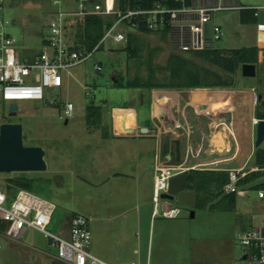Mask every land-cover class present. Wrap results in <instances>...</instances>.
Returning a JSON list of instances; mask_svg holds the SVG:
<instances>
[{"label": "rangeland", "instance_id": "rangeland-1", "mask_svg": "<svg viewBox=\"0 0 264 264\" xmlns=\"http://www.w3.org/2000/svg\"><path fill=\"white\" fill-rule=\"evenodd\" d=\"M58 9L59 6L54 5L52 0H7L3 15L8 21L7 30L16 39V47L22 58L33 59L44 50L43 40L49 33L48 23ZM237 13L238 10L213 13L214 22L222 31V37L215 42V47L231 49L252 43L250 36H242L243 30L247 32L248 28L245 29L239 22L230 21L232 15ZM73 18L66 20V38L70 43L76 34V21ZM226 19H230V23H225ZM136 35L139 49L137 56L133 57L120 48L126 42L120 45L109 42L103 49L94 50L84 62L70 68L69 73L63 72V86L46 89L47 99L54 104H46L45 100L19 101L17 113L10 115L8 102L0 100V124L20 123L24 144L42 146L46 151L48 164L47 169L42 171L0 172V188L5 187L6 179L16 173L31 178V192L56 206L52 221L47 227L52 232H58L67 211L90 217V251L112 264L133 260L140 261L141 264H256L243 259L239 240L241 231L256 222L253 216L258 219L259 214L264 212V202L254 190L243 197L236 195L232 205L218 207L214 202L212 207L210 204L205 209L191 208L175 199L172 203L178 208L176 214L163 216V206L160 205L158 214L150 219L154 203L151 201L149 207L142 208V195L134 191L135 188L139 189L140 182H136V185L129 176H124L113 177L109 183L99 188L90 184L95 167L90 160L99 146L110 145V140L104 139L103 133L108 126L114 124V111L116 130L118 124H125L126 112L121 108L129 109L131 123H134L136 114L141 118L140 122L146 125L163 123L166 129L173 126V117L180 120L184 127L185 121H188L192 130L194 155L199 153L197 156L190 154L186 164L188 166L234 156L236 149L231 131L227 125H223V122L229 123L232 117L240 151L234 159L219 162L216 166H240L251 153L250 119L257 111L260 101L254 108L250 87L255 86L258 93L264 94V51L258 52L256 75L243 76L239 69L231 76L234 83L229 87L175 89L127 86V83L138 84L147 79L151 71L154 73L152 79L167 80L166 65L169 55L186 54L175 47L169 33L153 31L137 32ZM196 61L198 65L220 71L227 76L206 61ZM98 64L103 67L100 71L96 68ZM115 79H120L123 87H116ZM86 86L90 90L87 91ZM233 97L227 103L233 106V116L221 112L224 105L205 107L209 110L204 113L197 110L202 101H212L215 104L218 99ZM159 98L163 99L159 101ZM167 98H179L180 106L172 102L166 106L168 102L164 104V101ZM189 98L194 106L186 107L183 114L184 101ZM67 102L74 105L73 115L68 120L61 118ZM91 104L102 106L103 117L99 127L89 128L86 123L87 107ZM158 108L162 115L160 121L156 118L158 114L154 113ZM223 127L226 130L228 128L229 151V147H221L223 142L220 146L211 144L213 135ZM176 132L180 155L184 158L187 152V134L183 128H177ZM163 141L166 143L167 138H163ZM117 159L115 162L123 165L134 163L132 156L119 155ZM13 199L14 193L9 194L6 206H10ZM192 210L195 212L194 216H191ZM141 215L142 221L138 224L136 219ZM18 239L20 242L12 247L9 240L0 235V264H67L54 257L57 249L51 245L45 233L31 228L27 233L22 232Z\"/></svg>", "mask_w": 264, "mask_h": 264}, {"label": "built area", "instance_id": "built-area-1", "mask_svg": "<svg viewBox=\"0 0 264 264\" xmlns=\"http://www.w3.org/2000/svg\"><path fill=\"white\" fill-rule=\"evenodd\" d=\"M115 1L52 0V3L59 6V9L54 12L48 23L49 33L43 40L44 50L38 56L29 60L22 58L18 53L16 39L8 32V21L5 20L3 15L7 0H0V100L7 101L9 105L13 102L18 104L19 101L24 100H45L47 98V88L57 89L63 86V72L67 71L69 73L70 68L87 60L100 44L105 45L109 42L123 44L127 41L128 29H137L141 22H145L147 27L153 31L169 27L168 33L172 35L173 44L182 52L187 53L214 48L215 42L222 37V31L214 25L212 37L207 38L205 24L212 20L213 13L217 10L242 8L240 5H224L222 3L216 5L191 4L170 8L163 6L161 0H156L154 6L150 9L129 8L123 11L115 8ZM261 10H264V6L257 8L256 15L258 17ZM112 14L116 16L115 21L105 30L103 37L92 52L72 48L66 38V20L69 17ZM256 28L259 32H264V22L258 21ZM96 68L101 69V66L97 65ZM250 89L252 105L256 108L260 101V95L254 87ZM86 90H90V87L86 86ZM170 102V99L167 98L166 106H169ZM186 107L187 105L183 108V114ZM73 111V103L67 102L64 115L61 118L68 120L73 115ZM226 111L233 116L232 109ZM221 112H223V109ZM156 118L160 121L161 117L157 115ZM184 118L186 120V117ZM261 119L255 114L250 119L252 149L244 163L239 167H218L216 164L234 159L240 151L233 117L228 128L231 131V138L236 149L234 156L190 166L186 164L190 154L194 155L193 140L191 138L192 130L188 121H185L186 127H184L180 120L173 117L172 128H183L187 134V152L180 162H169L160 152L155 155L152 198L154 214H158L162 200L169 202L167 199H162L161 194L169 191L170 178L183 171L199 167L228 172L229 180L223 186L224 193H236V195L243 197L249 191L254 190L257 197L264 202V187L254 189L238 186L240 179L251 171L259 169V167L249 163L256 147V126ZM157 125L154 123L153 126L159 129ZM229 150H231L230 147L227 151ZM207 164H214L215 166L209 167ZM8 196L9 192L4 187L0 188V235L7 238L11 244L17 245L20 242L19 235L25 229L32 228L48 236L51 245L57 249L55 258L61 262L67 264H112L90 251L92 233L89 217L79 213L72 214L68 234L63 235L59 232H52L47 228L56 209L54 203L24 188H20L14 193V199L10 206H6ZM177 211L178 208H167L162 210V214L173 216ZM253 219H256V222L244 228L239 236L242 254L247 260L256 264H264V212L259 214L258 219L255 216H253ZM122 264H141V262L133 260Z\"/></svg>", "mask_w": 264, "mask_h": 264}, {"label": "trees", "instance_id": "trees-1", "mask_svg": "<svg viewBox=\"0 0 264 264\" xmlns=\"http://www.w3.org/2000/svg\"><path fill=\"white\" fill-rule=\"evenodd\" d=\"M11 1L12 0H10V2ZM155 1L156 0H116L115 8L123 11L129 8L150 9L154 6ZM161 3L166 7L178 8L184 5H191L192 1L161 0ZM251 12L254 15L256 10L252 9ZM115 18L116 16L114 14L74 17L73 19L76 21V34H74L73 42H69L72 48L85 52H92L103 37L105 30L113 24ZM72 23L70 24L73 25ZM169 30V27H166L157 31L166 34ZM137 32L150 33L153 32V30L149 29L145 22H141L137 29H128L125 46L120 48L125 49L127 53L133 57L137 56L139 53L137 46ZM103 48L104 45L100 44L97 47V50ZM195 58L206 61L219 68L225 72L227 76L223 75L220 71H213L208 67L198 65ZM257 59L258 48L256 46L233 49L214 47L199 51H191L186 54L171 53L166 65L168 69L167 80L159 81L152 79L154 78V73L151 71L147 79L143 81L138 80V84L132 82L127 83V86L134 85L149 88L168 87L175 89L229 87L234 83L231 76L236 74L244 63H254L257 65ZM98 65L101 66V69L97 70H102V65ZM114 84L116 87H123L120 79H115ZM255 115L259 118H264V98L260 100ZM102 117L103 113L101 105L91 104L87 107L86 123L89 128L90 126L99 127L102 124ZM250 162H252L251 165L257 166L259 169L251 171L244 178L240 179L238 186L254 189L264 187V149H261L259 146L255 147ZM188 172V180L193 184L196 192V204L194 207L205 209L210 206V204V207H212L214 202L218 207L224 204L232 205L234 203L236 193H224L223 191V186L229 180L227 171L191 169ZM31 183V178H28L21 173H16L15 176L6 179V185L4 188L9 194L15 193L20 188L31 191Z\"/></svg>", "mask_w": 264, "mask_h": 264}, {"label": "crops", "instance_id": "crops-1", "mask_svg": "<svg viewBox=\"0 0 264 264\" xmlns=\"http://www.w3.org/2000/svg\"><path fill=\"white\" fill-rule=\"evenodd\" d=\"M191 1H192L191 4L193 5H216L218 3H222L224 5L235 4L242 6V8L239 9H232V10H238V13L237 15L236 14L232 15L233 19L232 18H230L231 20L229 19L230 21L239 22V24L241 26H244V28L245 27L248 28L249 32L243 30L242 36H247V37L250 36L252 43L241 47L256 46L258 48V52L260 50L264 51V32H259L257 30L256 24L258 22V16L256 15V12L254 15L251 12L252 9L257 10L258 7L264 6V0H244V3H242V0H191ZM217 11H224V10H217ZM229 20L226 19L225 23H228ZM212 21L215 26L221 29L219 25L215 24L213 17H212ZM258 94L260 95V99L264 98L263 93L259 92ZM225 99L227 100L225 101ZM232 99H234V97L231 99L230 98L218 99V101L215 104L212 103V101L210 100L209 101L218 107L220 105H224L225 107L222 108L223 114H228L226 111L228 109H232L234 113L233 106L227 104ZM190 100L191 99L189 98V100L184 101L187 107L190 105L194 106ZM170 101L172 102V104H176L180 106L181 100H179V98H175L174 100L170 99ZM121 109H124L126 112L125 125L127 127L129 126L134 127V132L122 133L125 131L116 130L115 111H114V124L108 126V129L103 133L104 139L110 140L108 141L109 142L108 144L110 145L107 144L108 146H106L102 144L101 146H99L97 148V151H95L92 155L94 156L93 159L90 160L91 162L93 161V163L95 164V167L93 169V178H91L90 184L93 186H97L99 188L109 183L111 178L113 177L124 178V176H129L132 182H134L136 185L139 182L141 183L140 186H138L139 189L137 190L135 188L134 190L135 193H138V195H142V197L140 198L141 207L142 208L149 207L151 201L153 202L152 198H153V190H154V161L157 152H160L162 156H164L166 159L169 160V162H180L183 159L179 151L180 146L177 145L178 134L175 128L170 127L169 129H166L163 123L158 124L157 126H159V129L155 130L154 128L156 127H154L153 124L146 125L145 123L140 122L142 120L140 117H137V114L134 117V123H131L129 109L126 108H121ZM160 112L161 111H159V113ZM154 113H157V109L154 110ZM161 116L162 115H159V117ZM223 125H227L228 127L229 123L223 122ZM141 127H147L148 131L146 133H141L140 132ZM163 138H167L166 143L165 141H163ZM119 139H123V140H119ZM119 155H121L122 157L132 156L134 163H132L131 165H127V164L123 165V164H119L118 162H115L118 160L117 158ZM221 159L224 158H219L216 160H221ZM113 162H115L114 165ZM196 169H209V168L199 167ZM145 191H146V195H145ZM161 205L163 206L162 209L177 208L176 206L175 207L173 206L172 201L169 202L164 201L161 203ZM74 213L75 212H68V211L65 213L62 224L60 225L58 230L59 233L63 235L68 234L70 217ZM155 215L157 214H154V207H153L152 211L150 212V219H152L153 216ZM162 215L167 216L164 214ZM142 216L143 215L137 216L136 220L138 224L139 222L142 221ZM29 230L30 229H25L23 233H27ZM10 245L12 247L16 246V244H11V243Z\"/></svg>", "mask_w": 264, "mask_h": 264}, {"label": "water", "instance_id": "water-1", "mask_svg": "<svg viewBox=\"0 0 264 264\" xmlns=\"http://www.w3.org/2000/svg\"><path fill=\"white\" fill-rule=\"evenodd\" d=\"M259 22H264V10L259 12ZM214 23L212 20L205 24L206 37L211 38ZM242 75L253 77L256 75V64L244 63L241 67ZM46 104H54L45 99ZM18 111L17 103L8 106L10 115ZM147 127H141L140 132L146 133ZM134 132V128L131 129ZM255 146L264 149V118L256 126ZM46 151L39 145H25L23 141L22 125L18 122H4L0 124V172H27L42 171L48 167ZM189 172L183 171L173 175L169 180V191L161 194L162 199L178 200L182 205L193 208L196 204V192L193 184L189 182ZM194 210L191 216H194ZM243 259H246L243 256Z\"/></svg>", "mask_w": 264, "mask_h": 264}, {"label": "bare ground", "instance_id": "bare-ground-1", "mask_svg": "<svg viewBox=\"0 0 264 264\" xmlns=\"http://www.w3.org/2000/svg\"><path fill=\"white\" fill-rule=\"evenodd\" d=\"M161 99H163V98H159V101H161ZM164 104H166V100L164 101ZM162 106H164V105H162ZM200 106H201L200 108H197L198 112L204 113V111L209 110L208 108H205V107L211 108V107H214L215 105L210 103V102L207 103L206 101H202ZM159 111H160V109L158 108L156 114L160 115ZM117 127H118L117 130H123L125 132H131V129L134 128L132 126L127 127L124 123L118 124ZM227 132H228V128L226 130V127H224L221 131L216 132L213 135L212 144L214 145L216 143V145L220 146L221 145L220 143L223 142V145L221 147L228 148L230 146V141H229L230 139H229V135ZM225 136H228V138H226Z\"/></svg>", "mask_w": 264, "mask_h": 264}]
</instances>
